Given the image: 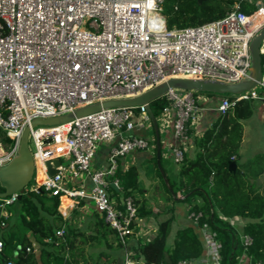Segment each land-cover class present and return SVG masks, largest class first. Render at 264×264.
<instances>
[{"label": "built area", "instance_id": "1", "mask_svg": "<svg viewBox=\"0 0 264 264\" xmlns=\"http://www.w3.org/2000/svg\"><path fill=\"white\" fill-rule=\"evenodd\" d=\"M162 1L0 0V165L15 155L28 126L33 188L43 187L60 200L66 197L71 206L91 201L123 245L121 264H142L128 238L142 225L135 197L117 202L109 187L119 190L117 160L150 146L148 138L136 134L151 127L145 104L101 107L54 125L31 126V121L104 99L135 96L174 77L226 83L249 78L250 42L264 28V2L254 1L256 8L249 13L235 3L222 17L169 30ZM193 91L167 87V102L158 114L165 122L170 117L174 142L167 149L177 164L187 150L189 125L198 117ZM240 99L264 108V69L254 87L222 96L218 113L224 115ZM100 144H108L107 163L92 168ZM55 158L59 163L51 162L55 173L50 175L46 162ZM16 199L17 193L0 197V233L7 206ZM199 215L188 210L195 222ZM63 232L62 226L56 235ZM201 234L204 255L178 264H221V247L212 231L203 226ZM238 241L241 251L234 264H250L246 251L252 238L240 233ZM2 247L0 238V252ZM3 264L16 263L7 259Z\"/></svg>", "mask_w": 264, "mask_h": 264}, {"label": "trees", "instance_id": "2", "mask_svg": "<svg viewBox=\"0 0 264 264\" xmlns=\"http://www.w3.org/2000/svg\"><path fill=\"white\" fill-rule=\"evenodd\" d=\"M235 3L247 13L256 8L251 0H163L162 13L167 29L171 30L222 17ZM261 65L264 69V54H261ZM164 105L163 98L150 103L155 116ZM253 112L250 100H237L194 140V157L184 154L174 176L167 174L160 159L174 196L181 192V197L171 195L155 167L161 183L155 186L165 194L162 196L171 202L187 203L189 211L200 213L196 219L198 229L207 226L212 231L221 247V264H234L235 255L241 251L238 233L223 219L234 216L245 220L242 231L252 238L246 251L250 264H264V192H259L252 182L264 174V153H256L243 161L237 158L242 139L241 121ZM3 138L11 146L12 141ZM153 142L155 144V140ZM151 160L156 163L155 154ZM230 161L235 162L234 167L229 168ZM115 177L119 190L110 186L111 197L118 191L123 193L121 197L142 193L135 165L117 169ZM34 186L32 178L21 197L7 206L9 215L0 233L3 242L0 264L7 259L16 264H117V259L123 255V245L102 215L92 210L79 226L74 219L79 216L78 208L84 200L79 201L72 209V216L66 218L59 210L60 196L43 187L34 189ZM0 190H3L1 186ZM138 203L139 199L135 198L138 216L143 217L148 210L144 202ZM173 221L172 213L159 220L157 231L149 239L137 237L136 231L129 235L128 238L135 239V256L141 258L142 264H178L204 255L202 234L191 225L172 232ZM62 226L63 234L56 235V230Z\"/></svg>", "mask_w": 264, "mask_h": 264}, {"label": "crops", "instance_id": "3", "mask_svg": "<svg viewBox=\"0 0 264 264\" xmlns=\"http://www.w3.org/2000/svg\"><path fill=\"white\" fill-rule=\"evenodd\" d=\"M251 1L254 2L256 0H251ZM259 1L264 2V0H259ZM221 97L222 96H218V94H214V93H208V94L200 93L198 95V99H197V104L199 107L198 117L192 125H189L188 128L189 138H188L187 150L185 152L186 156L194 157L196 151L194 140L196 138H200L203 132L212 125L213 121L221 116L217 111V105ZM253 109H254L253 114L249 118L241 121L243 129H242V139L240 142V147L238 149V156H237L239 161H243L256 153H264V133H262V130L260 129L261 126H264V108L260 107L257 104H254ZM155 117L159 128V141L161 145L160 155L165 157L166 159L170 156L167 148L170 144L174 142L170 117H168L167 122L162 120L158 116V114ZM160 122H163V125ZM247 123L250 124L251 127L254 128L256 127L254 131L252 130L250 131L251 134L248 136L246 135V132L248 131V128L250 126L248 127ZM151 127H153L152 124ZM141 130L143 129L137 130L136 134L145 136V134H143ZM144 130L147 131V134L149 135V131H148L149 127L145 128ZM150 137L151 138L149 137L148 138L151 142L155 140L154 131L150 135ZM154 146L155 144L153 142V144L150 145L149 150L146 152L135 150L126 156L120 157L117 160L116 171L117 169L124 170L130 165H135L139 172L138 164H141L143 159L151 161V157L153 156V154H155ZM107 157H108V144H100L94 155L92 161V168H99L104 166L107 163ZM178 168L179 166L177 165L175 171H173V174L174 173L176 174ZM252 182L254 184V187L257 188L259 192H264V174L259 175L256 179H253ZM139 187L142 189L145 188L144 185L141 183V181L139 183ZM147 194L148 192H145V190L142 193L134 194V197L136 199H139L138 204L144 202V206L148 210V213L145 214L143 217L139 216V224L140 226L142 225V228L140 229L138 228L139 230L135 228L134 231H136L135 235L137 237H141L143 239H149V237H151V235H153L157 231V222L159 220L168 217L171 213L173 214V218H174L172 224V232L178 227L191 225L201 235V228L198 229V225L196 224V222L188 216L187 203L171 202L165 199V196H162L165 195L163 193L157 194L156 200L152 201L151 199H148ZM181 196H182L181 192H178L176 194L177 198ZM112 198L113 200L119 202V200H121L122 197L115 198L114 196H112ZM75 206H71L70 199L66 197H62V199L60 200L59 210L60 211L64 210L66 212L64 217L69 218L72 216V209ZM78 209L80 211V214L74 219V221H81V219L84 218L88 212L94 210L93 204L89 200L84 201V204ZM223 219L227 221L236 230L238 234L243 233L242 228L245 223L244 219L238 216L224 217ZM134 241L135 239L133 237L131 239L129 238L130 247L133 249V251L135 250ZM121 262H122V257L121 258L119 257L117 259V264H121Z\"/></svg>", "mask_w": 264, "mask_h": 264}, {"label": "water", "instance_id": "4", "mask_svg": "<svg viewBox=\"0 0 264 264\" xmlns=\"http://www.w3.org/2000/svg\"><path fill=\"white\" fill-rule=\"evenodd\" d=\"M203 1V0H200ZM241 1V0H236ZM264 41V28H261L259 32L253 37L250 42V54H251V66L249 69V78L237 83H226L215 80H202L192 78H169L166 81L159 83L158 85L147 89L135 96L123 97V98H111L104 99L92 104L84 105L74 109L71 112L61 115L49 117V118H36L31 121V126L37 124L54 125L62 122L69 121L74 117H78L96 110L101 107L111 106H131L138 104H145L147 114L150 118L155 135V157L157 168L168 186L171 195L174 196L171 187L168 184V180L165 176L164 170L160 165V150L161 145L159 141V128L156 117L151 109L150 103L152 100L163 95L167 87H177L182 89H192L196 91L211 92L214 94H238L242 91L248 90L254 87L261 78L262 65H261V52L260 47ZM28 130L29 127L25 126L16 149L15 155L8 161L0 165V186L3 190H0V197H5L12 193H17V199H19L23 193L25 187L31 181L34 173V160L31 150L28 146ZM59 163L58 159L47 161V170L50 175L55 173V168L52 166ZM235 162H229V168L234 167Z\"/></svg>", "mask_w": 264, "mask_h": 264}, {"label": "rangeland", "instance_id": "5", "mask_svg": "<svg viewBox=\"0 0 264 264\" xmlns=\"http://www.w3.org/2000/svg\"><path fill=\"white\" fill-rule=\"evenodd\" d=\"M262 46V45H261ZM262 49H264V46H262ZM200 93H202V94H208V93H211V92H203V91H196V90H194L193 91V94H194V96H195V98H196V100L198 99V95L200 94ZM218 96H230V94H218ZM158 98H163L164 99V97H163V95H161L160 97H158ZM158 98H156V99H158ZM153 101V100H152ZM151 101V102H152ZM166 100L164 99V104H166ZM248 124V123H247ZM250 126V127H249ZM255 126V125H254ZM248 131L246 132V135L248 136V135H250L251 134V130L252 131H254L255 130V128L254 127H251V125L250 124H248ZM145 128H143V130H141V132L143 133V134H145V136H147L146 138H151L150 137V135L153 133V127H150L149 128V135L147 134V131H145L144 130ZM260 129L262 130V133H264V126H261L260 127ZM162 135V134H161ZM148 138V139H149ZM151 144H153V141L150 143V145ZM28 146H29V149L31 150V151H33L34 150V147H33V143H32V140L30 139L29 141H28ZM150 147V146H149ZM149 147L147 148V149H144V150H139V151H141V152H146V151H148L149 150ZM164 152V151H163ZM161 164H162V166L164 167V169L166 170V172H167V174L171 177V176H174L175 175V173L173 174V171H175V169H176V167H177V165L179 166V164H177V163H175L173 160H172V157H171V155L168 157V158H166L165 159V157H163V156H161ZM139 165V179H141L140 181H141V183L144 185V189H142V192H144V190H145V192H148V194H147V197H148V199H151L152 201H155L156 200V198H157V194H160V193H163V192H161L160 190H158L157 189V187L155 186L156 184L157 185H161V183H160V179H159V177H158V175H157V173H156V168L155 167H157V164L156 163H154L152 160L151 161H149V160H145V159H143V161H142V163L141 164H138ZM148 185H150V186H148ZM113 191H111V190H109V194H111ZM123 195V193L121 192V191H118V192H116V193H114V197L116 198V197H121ZM83 219V218H82ZM82 219H81V221H75V223L77 224V225H81L82 224Z\"/></svg>", "mask_w": 264, "mask_h": 264}, {"label": "bare ground", "instance_id": "6", "mask_svg": "<svg viewBox=\"0 0 264 264\" xmlns=\"http://www.w3.org/2000/svg\"><path fill=\"white\" fill-rule=\"evenodd\" d=\"M262 46H264V42H262ZM260 50H261V52H264V49H262V47H260ZM41 177H40V175H39V179H40Z\"/></svg>", "mask_w": 264, "mask_h": 264}]
</instances>
